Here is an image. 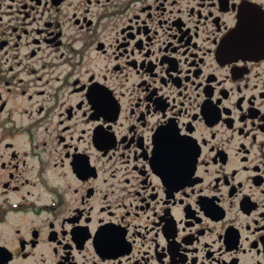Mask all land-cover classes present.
I'll list each match as a JSON object with an SVG mask.
<instances>
[{"label": "flooded vegetation", "instance_id": "obj_1", "mask_svg": "<svg viewBox=\"0 0 264 264\" xmlns=\"http://www.w3.org/2000/svg\"><path fill=\"white\" fill-rule=\"evenodd\" d=\"M0 264H264V0H0Z\"/></svg>", "mask_w": 264, "mask_h": 264}]
</instances>
